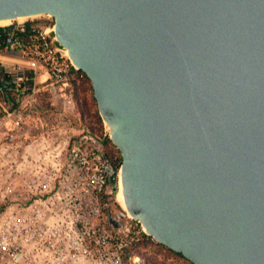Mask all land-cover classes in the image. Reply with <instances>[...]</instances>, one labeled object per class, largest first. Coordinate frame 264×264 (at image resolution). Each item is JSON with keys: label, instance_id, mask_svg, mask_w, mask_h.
<instances>
[{"label": "water", "instance_id": "1", "mask_svg": "<svg viewBox=\"0 0 264 264\" xmlns=\"http://www.w3.org/2000/svg\"><path fill=\"white\" fill-rule=\"evenodd\" d=\"M44 13L120 152L117 215L193 264H264V0H0Z\"/></svg>", "mask_w": 264, "mask_h": 264}, {"label": "built area", "instance_id": "2", "mask_svg": "<svg viewBox=\"0 0 264 264\" xmlns=\"http://www.w3.org/2000/svg\"><path fill=\"white\" fill-rule=\"evenodd\" d=\"M53 28L47 13L0 24V54L16 59L0 63V264H129L132 248L159 242L140 222L119 217L123 207L113 211L121 158L107 151L105 127L82 126L62 147L39 142L32 157L17 142L40 88L68 109L74 104L79 69Z\"/></svg>", "mask_w": 264, "mask_h": 264}, {"label": "rangeland", "instance_id": "3", "mask_svg": "<svg viewBox=\"0 0 264 264\" xmlns=\"http://www.w3.org/2000/svg\"><path fill=\"white\" fill-rule=\"evenodd\" d=\"M92 94V89H88L85 109L87 110L88 119L100 130L104 128V125L103 121L101 120V124L97 118L98 110L95 99H92ZM33 103L34 107H27L26 109L23 126L17 137L19 148L26 147L30 151L29 157H32L37 151L39 142H47L50 144L49 148L53 149L52 147L59 141L62 147L63 143L70 136L76 134L79 129L74 123V120L78 122L79 118L75 102L73 106L70 103V109H68L67 106L65 107L63 100L53 99L43 93L42 90H39L34 95ZM39 108L44 109L37 111ZM108 150L113 156L120 154L112 142L109 144ZM122 207L116 199L113 208L121 210ZM144 257L146 259L144 264H193L185 257L175 255L166 246L147 249Z\"/></svg>", "mask_w": 264, "mask_h": 264}, {"label": "trees", "instance_id": "4", "mask_svg": "<svg viewBox=\"0 0 264 264\" xmlns=\"http://www.w3.org/2000/svg\"><path fill=\"white\" fill-rule=\"evenodd\" d=\"M88 89L89 90L92 89L90 81L87 78V76L81 70H79L78 74L74 80V88H73V97H74V102L76 103L77 108H78L77 111L79 114V118H78V122L74 120V123L77 126V128H81L82 126H87L90 129H92V131L100 133L103 131V128L100 130L98 128H96V125H94L93 122H91V120L88 119L87 110L85 109L86 108L85 107V105H86V92ZM91 96H92V99L94 100L93 94ZM42 109H44V108H42ZM97 118H98L99 122L102 124V121H101L98 113H97ZM104 142L106 143L107 151L110 153V151L108 150V146L111 143V141L106 137ZM156 247H164V245H162L160 243H156L155 245H151L149 247H147L145 245H141L139 247L132 248L129 251V253H131L133 255L134 261L130 262L129 264H144V262L146 260L144 257L146 250L147 249H155ZM171 252L174 253L175 255L183 257L178 252H174L172 250H171Z\"/></svg>", "mask_w": 264, "mask_h": 264}, {"label": "crops", "instance_id": "5", "mask_svg": "<svg viewBox=\"0 0 264 264\" xmlns=\"http://www.w3.org/2000/svg\"><path fill=\"white\" fill-rule=\"evenodd\" d=\"M15 61H16L15 58H12V57H10V56H5V55H1V54H0V63H3V64H5V65H11V64H13ZM37 78H38L40 81L45 79V75L42 73V70H41V69H39V73H38V75H37ZM40 87H41V85H40ZM40 90H42L43 93H45V94H47L48 96H50V95L47 93L46 90H44V89H42V88H40Z\"/></svg>", "mask_w": 264, "mask_h": 264}, {"label": "bare ground", "instance_id": "6", "mask_svg": "<svg viewBox=\"0 0 264 264\" xmlns=\"http://www.w3.org/2000/svg\"><path fill=\"white\" fill-rule=\"evenodd\" d=\"M25 17V16H24ZM18 18H23V17H18ZM12 19H2L0 20V24H7L11 21ZM116 199L117 201L123 206L124 208V203H123V198H122V189L120 187V190L118 191L117 193V196H116Z\"/></svg>", "mask_w": 264, "mask_h": 264}, {"label": "flooded vegetation", "instance_id": "7", "mask_svg": "<svg viewBox=\"0 0 264 264\" xmlns=\"http://www.w3.org/2000/svg\"><path fill=\"white\" fill-rule=\"evenodd\" d=\"M115 209L113 208V211H114Z\"/></svg>", "mask_w": 264, "mask_h": 264}]
</instances>
